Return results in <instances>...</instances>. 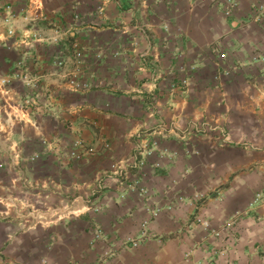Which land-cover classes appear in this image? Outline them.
Returning <instances> with one entry per match:
<instances>
[{
    "label": "crops",
    "instance_id": "0c3cea01",
    "mask_svg": "<svg viewBox=\"0 0 264 264\" xmlns=\"http://www.w3.org/2000/svg\"><path fill=\"white\" fill-rule=\"evenodd\" d=\"M42 1L82 50L88 89L43 82L70 90L58 125L42 117L30 130L52 149L22 161L21 177L0 170V264H264V0ZM6 3L26 0H0V17ZM21 29L0 22V78L53 69L56 46H20ZM24 86L12 76L0 98ZM67 119L88 141L76 157L60 154L78 134ZM16 194L37 204L36 221L15 219Z\"/></svg>",
    "mask_w": 264,
    "mask_h": 264
},
{
    "label": "rangeland",
    "instance_id": "374dc122",
    "mask_svg": "<svg viewBox=\"0 0 264 264\" xmlns=\"http://www.w3.org/2000/svg\"><path fill=\"white\" fill-rule=\"evenodd\" d=\"M46 24L47 31L50 32V34L46 36H40L43 39L42 42L29 41L30 43L26 46H33L35 42L44 44L46 46H56L54 43H48L47 41L48 37H50L54 31V25L47 22ZM65 47H68V43L66 46H64V48ZM65 52L66 56L67 54H70L69 48ZM56 56L57 53L54 54L55 58L53 62V69L49 71H44L42 73H30L28 71L25 72L26 70L24 71L25 74H27L29 80L28 85L24 83V89H26V92L24 93L25 96L22 95V98H17L13 103L8 101L7 98H0V127H8V131L0 128V170L2 172L7 171V169H12L15 172H19V176L21 177L22 161L33 162L34 160L40 158L41 155L46 154L48 150L52 149L53 137L41 134L36 135L32 131L30 132V130L39 125V120L42 117H46L48 119L47 123L51 126L58 125L57 121L60 120V112L57 110V107L59 108V101L57 100L59 99V94L62 90L66 89V91H68L70 88L69 86L66 88L65 85L62 87L57 86L59 90L55 92L51 86H45L43 82L60 76L62 79H66V83L69 85L68 72L70 71L72 65L70 60L67 61L68 63H66V66L62 68L65 71L63 73H59L60 69L56 67ZM19 63L23 64V61L20 60ZM24 72H17L16 77H19L20 79L21 74ZM57 84L59 85V83ZM8 85H10V82L6 85H3L2 88L0 87V94H6V91L9 89L7 88ZM70 86L74 89L73 91L76 92H84L88 89V86L84 85L77 87L72 85ZM63 122H65L62 124L64 127L71 130L74 129L75 133H78L76 129L81 127V124H79V122H75V120L67 119V121ZM25 126H28L29 130H24L22 133L21 128ZM14 128H18L16 133L13 131ZM25 142H28V144L34 147L32 151L30 150V153H26L24 150L23 145ZM87 142L88 141L85 139V137L79 132L77 137L71 140V146H67L63 151L60 152V154L65 158H69L70 155L76 157L78 150L84 149ZM73 149H76V152H74ZM70 150H72V154H70ZM21 180L22 179H20V181ZM15 196V201H10L12 204L8 205V207H13L14 210L22 213V215H16L15 219L18 220V222H24V219L29 222L36 221L35 214L38 211V206L32 202L33 199H22L21 194H16ZM8 201L9 199L6 197V194H0V205L6 207ZM76 201L77 198H71L59 206L58 211L61 212L62 220L69 221L70 213L68 210H73L72 206L76 203ZM96 205H98V201H96L94 207ZM99 206H102V204L100 203ZM94 212L96 213V211ZM30 213L34 215H29ZM26 216H28V218H25ZM8 217L9 215H6L5 211L0 210V221L4 222L8 219ZM143 233L150 236L149 231H143Z\"/></svg>",
    "mask_w": 264,
    "mask_h": 264
},
{
    "label": "built area",
    "instance_id": "2783aa9c",
    "mask_svg": "<svg viewBox=\"0 0 264 264\" xmlns=\"http://www.w3.org/2000/svg\"><path fill=\"white\" fill-rule=\"evenodd\" d=\"M215 3L217 5L222 4V1L216 0ZM231 5H233L234 1H229ZM231 6L229 5L225 9V14L229 15L231 12ZM4 15L0 17V22H3L6 26V33L9 36L15 35L17 24H20L22 29L19 35V45H28L29 41H43L42 37L39 36L37 32V24L39 22H47L52 23L54 25V31L50 37H48V43H54L57 46V56H56V67L58 69H62L66 66L67 61L70 60L72 67L68 72L69 75V84L77 87L80 85L86 86L84 83L81 84L78 81V78L81 77L82 67L84 63V55L82 50L77 48L75 40L70 41V29L69 26L64 24L60 25L55 19L49 17L46 13L43 12V1L42 0H26V4H24L20 8H14L11 3H6L3 7ZM64 40L68 41V47L64 48L63 42ZM11 46V45H5ZM70 51V54L66 56V50ZM69 57V58H67ZM16 77L17 75L12 73V75L3 76L0 78V84L6 85L10 82V79ZM23 83L28 85L29 80L27 74H21V78ZM180 87L182 90L186 89V77H182L180 79ZM170 124V123H169ZM107 143V142H106ZM108 146V144H105ZM144 159L141 160V164H143ZM263 197L261 194H256V201L262 200ZM145 224V223H144ZM206 225L207 223L204 222ZM41 264H47L46 259H41Z\"/></svg>",
    "mask_w": 264,
    "mask_h": 264
}]
</instances>
